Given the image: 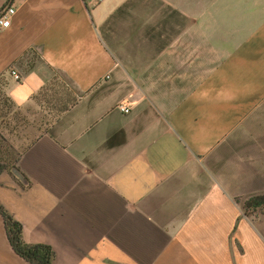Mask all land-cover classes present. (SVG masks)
Masks as SVG:
<instances>
[{
  "label": "crops",
  "instance_id": "1",
  "mask_svg": "<svg viewBox=\"0 0 264 264\" xmlns=\"http://www.w3.org/2000/svg\"><path fill=\"white\" fill-rule=\"evenodd\" d=\"M10 2L14 105L55 74L76 96L0 174L25 242L53 264H264L241 207L264 192V0ZM0 264H30L1 216Z\"/></svg>",
  "mask_w": 264,
  "mask_h": 264
},
{
  "label": "trees",
  "instance_id": "2",
  "mask_svg": "<svg viewBox=\"0 0 264 264\" xmlns=\"http://www.w3.org/2000/svg\"><path fill=\"white\" fill-rule=\"evenodd\" d=\"M12 0H7L6 5ZM85 8L88 10L86 0H82ZM2 77L0 78V80ZM55 84V85H54ZM3 89L0 88V125L7 129L8 120H4L7 113L6 110H13L18 108L14 105L9 95L5 91V82L2 83ZM64 94H58L60 91ZM65 95V96H64ZM72 96V97H70ZM41 99L42 102L49 103L53 98L57 101L53 107L57 111V115L66 110L70 105L76 101V96L68 90L64 82L55 74L53 78L45 84L42 90L38 93L36 98ZM6 133L0 131V174L3 171H10L17 167V162L21 152L28 147L34 139L30 140L23 146L21 150H17L15 146L9 142ZM241 207L245 215H252L255 212L264 214V192L251 194L241 201ZM0 216L3 219L4 229L7 240L13 251L25 261L30 264H53L54 252L52 248L45 244H29L23 239L22 224L9 213L0 203Z\"/></svg>",
  "mask_w": 264,
  "mask_h": 264
},
{
  "label": "rangeland",
  "instance_id": "3",
  "mask_svg": "<svg viewBox=\"0 0 264 264\" xmlns=\"http://www.w3.org/2000/svg\"><path fill=\"white\" fill-rule=\"evenodd\" d=\"M3 82L5 81L1 79L0 88L2 89L4 88ZM58 94H64V92L61 90ZM55 102L57 101L53 98L51 102L45 103L38 97L35 100L36 106L18 109V111L16 109L6 110L5 113L7 115L4 120H8L9 125H7V129L3 125H0V131L6 134L9 131L10 133L7 135L9 142L17 150H21L30 140L43 133L55 119L57 116V111L53 107Z\"/></svg>",
  "mask_w": 264,
  "mask_h": 264
},
{
  "label": "built area",
  "instance_id": "4",
  "mask_svg": "<svg viewBox=\"0 0 264 264\" xmlns=\"http://www.w3.org/2000/svg\"><path fill=\"white\" fill-rule=\"evenodd\" d=\"M15 8L11 2L7 4L3 9L0 10V28H6L10 24V17L14 14ZM13 76L17 79L18 75L15 72H12ZM119 108L123 112H128L129 108L125 105H119Z\"/></svg>",
  "mask_w": 264,
  "mask_h": 264
},
{
  "label": "water",
  "instance_id": "5",
  "mask_svg": "<svg viewBox=\"0 0 264 264\" xmlns=\"http://www.w3.org/2000/svg\"><path fill=\"white\" fill-rule=\"evenodd\" d=\"M13 172L19 176H21L20 172L16 169V168H13Z\"/></svg>",
  "mask_w": 264,
  "mask_h": 264
}]
</instances>
